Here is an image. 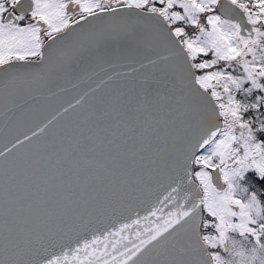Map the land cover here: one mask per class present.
Wrapping results in <instances>:
<instances>
[{
  "label": "snow or ice",
  "instance_id": "obj_1",
  "mask_svg": "<svg viewBox=\"0 0 264 264\" xmlns=\"http://www.w3.org/2000/svg\"><path fill=\"white\" fill-rule=\"evenodd\" d=\"M0 264H264V0H0Z\"/></svg>",
  "mask_w": 264,
  "mask_h": 264
}]
</instances>
